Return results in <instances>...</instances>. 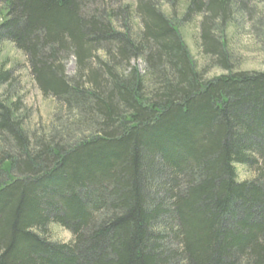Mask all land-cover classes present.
I'll use <instances>...</instances> for the list:
<instances>
[{"label":"trees","instance_id":"obj_1","mask_svg":"<svg viewBox=\"0 0 264 264\" xmlns=\"http://www.w3.org/2000/svg\"><path fill=\"white\" fill-rule=\"evenodd\" d=\"M252 2L0 0V45L57 112L31 132L0 69V264H264V72L232 71L222 35L247 18L264 38ZM197 17L226 74L192 60Z\"/></svg>","mask_w":264,"mask_h":264},{"label":"rangeland","instance_id":"obj_2","mask_svg":"<svg viewBox=\"0 0 264 264\" xmlns=\"http://www.w3.org/2000/svg\"><path fill=\"white\" fill-rule=\"evenodd\" d=\"M254 14L264 17V4L252 2ZM164 7V6H163ZM165 8V7H164ZM199 22L197 17L188 25L180 28V35L187 50L199 69H206V78L211 79L227 72L217 66H210L203 58L199 45ZM247 18L238 21V29L232 26L223 31L227 50L230 52L229 64L234 72H264V38H258ZM261 34V33H260ZM138 71L142 72L144 64L141 61L132 63ZM0 69L11 71L13 81L11 85L4 86L1 91L13 95V99H19L23 105V112L27 113V127L31 132H36L45 127L55 115V102L42 96L30 74L26 57L10 43L0 45ZM65 72L68 77L75 73V65L72 59L65 63ZM238 181L253 179L254 173L243 166L235 167ZM51 240L60 243L72 241V235L65 229L51 225L48 229Z\"/></svg>","mask_w":264,"mask_h":264}]
</instances>
